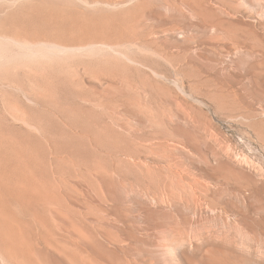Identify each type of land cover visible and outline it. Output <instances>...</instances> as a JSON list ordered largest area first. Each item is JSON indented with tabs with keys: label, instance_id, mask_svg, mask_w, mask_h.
Returning <instances> with one entry per match:
<instances>
[{
	"label": "rangeland",
	"instance_id": "1",
	"mask_svg": "<svg viewBox=\"0 0 264 264\" xmlns=\"http://www.w3.org/2000/svg\"><path fill=\"white\" fill-rule=\"evenodd\" d=\"M191 7L223 30L187 50L170 34ZM263 41L264 0H0V264H111L54 209L123 264H264ZM109 84L114 108L92 105ZM138 97L142 121L120 105ZM137 227L169 231L136 254L118 228Z\"/></svg>",
	"mask_w": 264,
	"mask_h": 264
},
{
	"label": "bare ground",
	"instance_id": "2",
	"mask_svg": "<svg viewBox=\"0 0 264 264\" xmlns=\"http://www.w3.org/2000/svg\"><path fill=\"white\" fill-rule=\"evenodd\" d=\"M189 12L191 13V16H193V20L190 16H187L185 13H183L182 11L174 10L176 11L173 15H172V25H173V29H171V39H172V43H178L180 42V46H183L184 49H190L189 48V43L194 40H197L196 38H201L203 41L204 39H207L209 41H213L212 39H215L218 37V34L221 33V31L223 30V26H222V19H210L212 17V15L210 16V18H206L204 16V10L201 9V11H204L203 13L200 12V10H195L193 7L188 8ZM220 11V10H219ZM224 11V10H223ZM216 12V11H215ZM208 13V12H207ZM190 15V14H189ZM208 15V14H207ZM221 15V14H220ZM196 19V20H195ZM226 23V22H225ZM229 25V24H228ZM167 26V25H166ZM169 32V31H168ZM224 32V31H223ZM227 34V33H226ZM154 35V34H153ZM230 39V38H229ZM206 40V42H207ZM205 41V40H204ZM208 41V42H209ZM238 41V40H237ZM168 42V41H167ZM254 42V41H253ZM264 42V41H263ZM200 43L197 42V44ZM169 44V43H168ZM195 44V42H194ZM193 44V45H194ZM203 44V42H202ZM201 44V45H202ZM35 45V44H34ZM39 45V44H38ZM66 45V44H65ZM90 45V44H89ZM97 45V44H96ZM192 45V46H193ZM196 45V44H195ZM57 46V45H56ZM249 46V45H248ZM54 47V46H53ZM66 47V46H65ZM90 47V46H89ZM108 47V46H107ZM239 47V46H238ZM56 48V47H55ZM63 48V47H61ZM69 48V47H68ZM75 48V47H73ZM78 48V47H77ZM194 48V46H193ZM191 48V49H193ZM196 48V47H195ZM194 48V50H195ZM198 48V47H197ZM203 48V46H200V49ZM206 48V47H205ZM65 49V48H64ZM71 49V48H70ZM182 49V48H181ZM183 51H187L184 50ZM67 50V47H66ZM73 50V49H72ZM75 50V49H74ZM88 50V49H87ZM141 50V49H140ZM198 50V49H197ZM196 50V51H197ZM204 50V49H203ZM234 50V49H233ZM71 51V50H70ZM115 51V50H114ZM178 51V50H177ZM193 51V50H192ZM117 52V51H116ZM153 52V51H152ZM201 52V51H200ZM199 52V53H200ZM156 53V51H155ZM154 53V54H155ZM160 53V52H159ZM158 54V53H157ZM183 54V53H182ZM234 54V53H233ZM257 54V53H256ZM235 55V54H234ZM170 56V55H169ZM254 58V57H253ZM230 60V59H229ZM233 60V59H232ZM252 60V59H251ZM235 61V60H234ZM247 61L243 62L242 60L238 59V61H236V65L237 68H241L240 66H244L248 65L246 63ZM230 64V63H229ZM56 65V64H55ZM227 66V65H226ZM225 66V67H226ZM58 67V66H57ZM82 67V66H81ZM56 68V67H55ZM224 69V68H223ZM228 69V68H227ZM66 71V70H65ZM226 71V70H225ZM224 72V71H223ZM70 73V72H69ZM239 74V73H238ZM75 79V78H74ZM77 79V78H76ZM119 80V79H118ZM257 83V82H256ZM111 84V83H110ZM108 85L104 88V90L100 93H102L104 100L101 99V101L99 100V102L97 101V103H93L92 105L94 106H98L99 108H105L104 110L107 109H113L114 107L109 104L108 100L109 99H113L115 98L116 95L120 94L122 91V88L118 89L113 87L112 85ZM117 86V85H116ZM119 87V86H118ZM135 88V87H134ZM138 89V88H137ZM256 91V90H255ZM125 92V91H123ZM228 92V91H227ZM259 92V91H258ZM240 94V93H239ZM146 95V94H145ZM137 96V95H136ZM142 97V96H141ZM140 97H138V100L131 101V99L127 100L122 99L123 101L121 102V107H122V111L125 113H128L130 115H132V117L137 118L138 120L142 121V117L140 116V113H143V111H148L152 109V105L150 106L149 104L141 101L143 99H139ZM145 98V97H144ZM240 98V97H239ZM91 102V101H90ZM135 106H137L139 108L138 111L135 110ZM111 111V110H110ZM113 111V110H112ZM147 113V112H146ZM118 114V113H117ZM120 114V113H119ZM123 117V116H121ZM188 120V119H187ZM143 123V122H142ZM125 124V123H124ZM189 125V124H188ZM33 126V125H32ZM191 127V126H190ZM123 128H126L125 125H123ZM125 130V129H124ZM183 134L187 137V139L189 140V142H191L193 145H195V141H194V137L192 135V133H190L187 130H183L180 129ZM130 131V130H129ZM180 132V131H179ZM178 132V133H179ZM218 166L220 168L222 167H227L230 168L231 164L229 163V165H226L224 162H219ZM234 166V165H233ZM230 170V169H229ZM57 180V179H56ZM126 183V182H125ZM128 183V182H127ZM75 184V183H74ZM100 187L102 189V191L104 192V194L113 202L117 203V204H123V188H124V184L122 181H114L111 179H107V178H100L99 181ZM60 185V184H59ZM77 187L81 188L83 191H85L84 196L86 195V201H92L95 200L93 195L91 194V189L89 188V186H87L86 184L83 183V181H78L76 182ZM138 189V187H137ZM174 190V189H173ZM138 191V190H137ZM140 192V191H139ZM67 193H69L67 191ZM65 194V193H64ZM69 203L72 204L73 206H76L78 208L83 207L82 204H80V202L77 200V198L75 196H72L71 194H69L68 196H66ZM96 197V196H95ZM252 199V198H251ZM258 200V199H257ZM111 203V202H110ZM110 207V206H109ZM62 209V208H61ZM112 209V208H111ZM53 216L55 218H58L61 221H65L68 224H70L73 229H77L78 231L82 232L79 233L78 236L81 237L82 240H84L87 243V246L90 249H93L98 257H101V259L108 261V263L111 264H123L120 259L117 256H113L112 253L107 249L105 243H103L101 240H99L97 237H95L93 234H91L89 232V230L87 228L81 227L78 228V225H76V221L74 219H72L70 216L67 215H62L60 213L59 210H52L51 211ZM120 212V211H119ZM128 212V211H127ZM114 213V212H113ZM159 215H158V214ZM160 212L150 209L149 207L146 210V217L148 219L149 222H151V224H153L154 226H157L159 224L158 219L160 218ZM164 216V218H166L165 215H162V217ZM133 223V222H132ZM67 224V225H68ZM150 224V223H149ZM121 225V224H120ZM139 226V225H138ZM76 227V228H75ZM140 227V226H139ZM143 227V226H142ZM96 229V228H95ZM117 229V228H115ZM120 230V232L122 233V237L126 240L129 241V243L126 245L127 248H130V250H135L136 254L141 253L142 249H138V248H150V247H157L158 246V237L157 236V231L160 229H165L169 231V228H118ZM173 232V231H171ZM120 235V234H119ZM104 238V237H103ZM166 240V239H165ZM138 243L141 245V247L139 246L138 248L135 249L134 247V243ZM166 242V241H165ZM160 247L161 244H160ZM164 247V246H163ZM134 248V249H132ZM146 248V249H147ZM165 248V247H164ZM1 249V248H0ZM151 249V248H150ZM149 250V249H148ZM147 250V251H148ZM152 250V249H151ZM163 251V250H162ZM133 252V251H132ZM143 252V251H142ZM143 254V253H142ZM161 254V253H160ZM173 254V253H172ZM162 255V254H161ZM165 255V254H164ZM163 256V255H162ZM165 257V256H164ZM36 258L40 260L41 264H61V262L55 257V255H50V253H44L41 250H37L36 252ZM145 258L140 257L139 261H144ZM153 259L152 256H149L150 260ZM167 261V260H165ZM164 261V263H165ZM147 264V263H146ZM174 264V263H173Z\"/></svg>",
	"mask_w": 264,
	"mask_h": 264
}]
</instances>
